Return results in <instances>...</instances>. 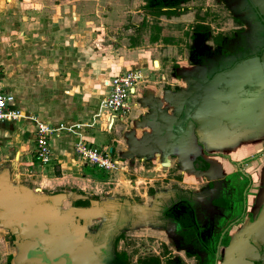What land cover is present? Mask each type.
I'll return each mask as SVG.
<instances>
[{
	"label": "crops",
	"instance_id": "0c3cea01",
	"mask_svg": "<svg viewBox=\"0 0 264 264\" xmlns=\"http://www.w3.org/2000/svg\"><path fill=\"white\" fill-rule=\"evenodd\" d=\"M243 2L252 19L247 41L232 43L229 52L222 47L229 37L221 35L219 44L213 43L219 51L212 53L166 51L175 35L144 37L141 31L129 37L142 24L115 23L125 7H79L78 0H62L45 1L43 7L12 3L0 10V81L18 111L16 120L0 123V175L5 177L0 181V264H23L35 256L21 255L14 233L1 220L17 214L16 202L23 207L30 202L39 218L50 214L63 221L66 231H71L70 215L80 209L74 217L79 235L85 225L124 219L134 221L129 229H147L164 244L169 237L173 245L179 236L173 223L160 220L161 210L184 203L193 210L197 229L209 236L205 250L216 253L215 264H264V0ZM206 27L200 20L193 23L195 32L187 41L205 40ZM121 29L126 39L117 33L116 43L95 51L103 36ZM100 54L104 68L93 71L89 63L78 68ZM64 59L72 63L66 71L41 66ZM129 70L138 73L129 112L108 127L99 110L103 84ZM48 75L56 76L55 84L45 79ZM81 76L88 78L86 99L80 98L85 92ZM52 94L55 102L48 98ZM37 123L52 129L44 165L34 155ZM95 125L109 134L103 149L121 162L108 173L114 179L76 172L81 164H75L73 147L78 142L92 146L88 131ZM109 185L122 192L99 196ZM77 200L87 201V207L74 206ZM171 246L160 248L167 260L183 251Z\"/></svg>",
	"mask_w": 264,
	"mask_h": 264
},
{
	"label": "rangeland",
	"instance_id": "374dc122",
	"mask_svg": "<svg viewBox=\"0 0 264 264\" xmlns=\"http://www.w3.org/2000/svg\"><path fill=\"white\" fill-rule=\"evenodd\" d=\"M45 1L51 4H59L60 1L62 0H13V2H10V1L8 2V0L7 1L0 0V5L1 6H5V5L11 6L12 3H15L14 7H25L29 3H34L32 7H43V6H40V4L45 3ZM78 1H79V7H125V10L121 11L123 13L122 14L121 12L119 13L122 16L121 15L120 17L119 15L115 16L113 18V21L115 23L122 21L121 24L125 23L123 24V27L129 24L130 26L138 25L137 23L142 24L140 27L142 30L140 28H137L136 30L138 31L130 33V36L128 35L129 37L132 38L131 35L133 34L136 35V37H139L141 35V31H143L144 37L152 35V34L153 35L162 34V35H167V36L175 35L176 38L175 37L171 38L174 41L171 43L170 47L166 48L167 49L166 51H171V52L177 51V52H182V53H187V52L212 53L217 50L219 51V45L216 46L213 43L218 42L219 44V39L221 38V35L222 37H225L226 39L229 37V40L227 41L229 44L226 45L227 44L226 43L222 47H224L225 51L230 52L233 50V47L235 45L232 43L237 44L239 40L247 41L250 35V31L252 30V27L250 24V21H252L251 14L248 11L247 7H245L243 0H162L163 7L172 8V14H169L167 16L156 14L157 8L155 9L149 8L150 3L147 0H92L94 1V4L92 5H90V3L87 4L88 0H86V2L85 0H78ZM6 7L7 6L0 7V10L6 9ZM162 10H165V9L163 8ZM39 14H40L39 11L35 12V15H39ZM95 17H96V21L100 22L101 18H104V15L102 11L99 10L95 13ZM198 20L204 22L208 26L206 27L207 28L206 38L205 40H200L198 36H195L196 37L195 40L192 39V43H191L187 41V37L190 34V32H195L194 30L197 28L194 26L195 29L194 28L190 29V27L191 25H193V23L198 22ZM96 25L98 26V24ZM112 27L116 28L117 25L116 26L114 25ZM117 33H121L125 39L128 37L126 36V34H124L123 29L118 30V31L116 30V33L109 32V34H106V36H103L104 38L102 37L103 41L105 42H101L96 45L97 50L95 51L100 52L101 49L103 48L107 49L112 45V43H116V41L118 40ZM107 35L109 36L108 38H106ZM190 37H193V36H190ZM110 41H113V42H110ZM118 43L119 41L117 42V46H119ZM65 46L67 47L66 44ZM103 58L104 57L102 56V54H100L99 58H95L92 61L88 60V62L85 61L84 64H81L82 61H80L81 66L78 68L82 69L83 67L87 66V63H89L88 66L90 67L91 70L93 71L99 70V68H104V65L106 64ZM58 62H61V63L56 64V61H47L44 63L42 62L41 66L48 67L49 71L56 72V69H58L57 67H62V69L66 71L72 65L70 59L69 60L64 59L63 61H58ZM36 66H37L36 68L39 67L38 65ZM6 77L8 78V76ZM54 78H56L55 75L54 76L48 75L47 77H45V79H48V80L51 79V81H53ZM81 78L83 80L80 81V84L82 86L80 89L81 91L85 90V92L80 95V98L82 97L86 99L85 93H87L86 91L87 86L85 85V83L87 82L88 78L86 76H81ZM97 80H99V83L101 84L100 82L101 78ZM35 82H37V80ZM53 83L55 84L54 81ZM50 96L51 97H48L50 101L55 102L56 98L54 94ZM60 101H62V98L60 99ZM53 116H56V114L53 113ZM88 132L92 134L94 138L91 145L99 150L103 149L102 143L108 142L109 134L107 135L105 132H101L97 125H95L92 129H89ZM74 161H75V164L77 165L81 164L76 156L74 158ZM75 169H76V172L79 170L82 173H90L91 175L95 174L97 178L99 177L100 174L111 176L108 173L102 172L86 164H81L80 167L79 166L75 167ZM111 177L112 179H114V176H111ZM112 189H113V186L111 185H109L108 187L105 186V188L102 189L103 192L99 194V196H102L104 192H107ZM113 191H116L114 193H118L120 191L122 192V190L121 189L119 190V188L113 189ZM149 191H152V190H149ZM148 194L150 195V193ZM112 209H115V211L122 210L119 208L118 205H114V208L112 207ZM108 211L109 213H111L110 215H113L112 211L114 210L108 209ZM89 220L90 222L92 221L94 222L95 220H97V218L95 219L92 218ZM114 222L115 220L109 221V220L102 219L99 222H95L96 224L92 223L87 226L85 225L84 226V229L86 231L85 233L88 234L90 230L94 228H96L97 230H100L106 225L109 226L108 224L114 223ZM124 222H127V221L124 220ZM133 222L134 221L127 222L126 229L124 230V232H122L123 233L122 242H120L117 246L119 248L118 250H121L126 245L125 247H127V249L125 250L127 252V255L129 256L128 259L131 262L136 260L137 258H140V256H143V255H144L143 257H147L150 253H152L153 249L158 251L159 249L157 248L158 244L162 243L157 237L152 236L153 234L151 233V231H146L147 229L142 230L141 227L139 228L134 227L132 229H129L130 226L133 224Z\"/></svg>",
	"mask_w": 264,
	"mask_h": 264
},
{
	"label": "flooded vegetation",
	"instance_id": "af4514ba",
	"mask_svg": "<svg viewBox=\"0 0 264 264\" xmlns=\"http://www.w3.org/2000/svg\"><path fill=\"white\" fill-rule=\"evenodd\" d=\"M86 204L88 205L87 201ZM179 206L170 205L162 209L160 214L162 216L160 220L174 224V232L177 237L179 236L176 245H173L170 238L167 237L165 239L166 244L160 240L162 243L158 244V251L153 249L147 257H143V255L131 262L125 250L127 249L126 245L121 250H118L117 247L122 242V232L126 229L128 221L124 222V219H116L114 223H110L109 226L106 225L100 230L94 228L88 234L82 233V240L87 242L89 246L97 248L96 251H93L91 264H186L184 260H191V264H206L210 259L211 261L214 258L216 259V253H207L205 250L206 240L209 239V236L203 235L197 229L196 218L191 207L184 203ZM147 223L149 225L154 224L151 219L147 220ZM171 245L175 246V249H183L181 253L179 252L177 256H174L176 261L172 260L173 255L167 260V253L160 252V248L166 250Z\"/></svg>",
	"mask_w": 264,
	"mask_h": 264
},
{
	"label": "water",
	"instance_id": "95a60500",
	"mask_svg": "<svg viewBox=\"0 0 264 264\" xmlns=\"http://www.w3.org/2000/svg\"><path fill=\"white\" fill-rule=\"evenodd\" d=\"M0 181H5L3 175H0ZM31 206L30 202L26 207L16 202L17 214L13 217L5 214L9 219H1L14 233L15 240L21 247V255L24 257L27 251L35 255L22 261L23 264H91L93 251L97 248L89 246L79 235L81 226L78 221H74V217L77 216L76 210L80 209H75L73 215H70L68 223L71 231H66L63 229V221L50 214L48 218H39L38 211L31 210Z\"/></svg>",
	"mask_w": 264,
	"mask_h": 264
},
{
	"label": "built area",
	"instance_id": "2783aa9c",
	"mask_svg": "<svg viewBox=\"0 0 264 264\" xmlns=\"http://www.w3.org/2000/svg\"><path fill=\"white\" fill-rule=\"evenodd\" d=\"M138 73L133 70L125 71L113 76L104 82L105 94L100 101V115L111 126L115 120L125 118L129 112V98L133 95ZM13 97L6 93L0 81V123L14 121L18 117V111L11 108ZM106 127V126H105ZM52 135V129L44 124L37 123L33 132L34 155L36 161L44 165L49 160L48 140ZM73 154L81 164L89 165L105 173L118 170L121 162L111 157L107 149L95 147L78 142L73 147Z\"/></svg>",
	"mask_w": 264,
	"mask_h": 264
},
{
	"label": "trees",
	"instance_id": "16d2710c",
	"mask_svg": "<svg viewBox=\"0 0 264 264\" xmlns=\"http://www.w3.org/2000/svg\"><path fill=\"white\" fill-rule=\"evenodd\" d=\"M149 3H150V7L151 9H155L157 8L156 10V14H159V15H169V14H172V8L171 7H163V2L162 0H147ZM148 8V7H146ZM165 9V10H162V9ZM152 40V38H151ZM74 206H77V207H87V204L86 202L84 201H80V200H77L73 203Z\"/></svg>",
	"mask_w": 264,
	"mask_h": 264
}]
</instances>
